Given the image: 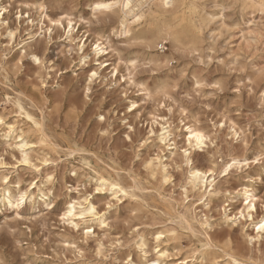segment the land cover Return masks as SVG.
Returning a JSON list of instances; mask_svg holds the SVG:
<instances>
[{
	"label": "rangeland",
	"instance_id": "374dc122",
	"mask_svg": "<svg viewBox=\"0 0 264 264\" xmlns=\"http://www.w3.org/2000/svg\"><path fill=\"white\" fill-rule=\"evenodd\" d=\"M40 1L46 2L53 21L64 18V26L67 19L73 22L77 43L83 36L93 42L102 37L110 41L111 49L95 58L89 42L84 66L63 27L53 25L50 33L46 22L45 32L25 42L26 52L19 53L21 46L9 52L7 27H0V62L7 63L13 81L6 84L0 73V114L9 123L23 124L6 99V94L20 92L45 117L59 149L58 154H49L36 146L27 165L15 141L0 128V187L6 182L13 194L22 189L36 199L27 200L19 210L0 209V264H126L128 254L141 260L142 242L149 261L166 251L158 264H225L231 252L252 264H264V234L252 240L254 224L248 217L240 218L245 190L257 198L254 223L264 216V17L256 18V39L249 44L238 33L231 41L227 36L215 41L205 34L198 51L173 48L170 63L155 65L140 41L118 32L114 14L93 10V0H0V7L6 8L3 20L11 29L18 27L22 39L31 31L30 20L38 30L41 27ZM200 3L210 7L209 0ZM169 50L163 42L153 52ZM100 63L101 78L89 84L90 71ZM115 66L118 72L113 77ZM141 82L148 86L147 92L138 86ZM162 125L171 127L173 153L161 152L151 136V130ZM189 128L208 137L205 145L189 150L191 164L216 165L221 172L220 193L208 206L194 192L185 201L189 166L183 155L189 148ZM71 149L75 155L69 154ZM157 155L163 157L168 181L152 179L147 170ZM83 156L100 167L116 169L128 181L134 178L144 188L142 193L118 202L107 190L97 192L96 180L80 163ZM231 157L246 161L222 172ZM48 173L54 174L51 183ZM49 188L54 196L40 200L41 190ZM85 198L99 216L104 215L103 224L76 219V227L64 218L67 200ZM169 201L181 213L188 201L193 202L198 219L208 221L213 245L205 259L200 258L203 249L197 239L174 218ZM224 208L237 218L236 224L224 223ZM160 231L170 232L158 240Z\"/></svg>",
	"mask_w": 264,
	"mask_h": 264
},
{
	"label": "bare ground",
	"instance_id": "6f19581e",
	"mask_svg": "<svg viewBox=\"0 0 264 264\" xmlns=\"http://www.w3.org/2000/svg\"><path fill=\"white\" fill-rule=\"evenodd\" d=\"M209 1L210 7L200 3L201 0H167V6L165 0H93L92 7L93 10L96 11L114 14L118 32L120 34L129 35L136 41H140L146 49L150 51V53L147 54L149 62L159 65L162 63H170L173 59V48H189L192 52L198 51L204 41L205 34H209L215 41L224 36H227V40L231 41V39L236 36V33L240 34V38L248 44L251 40L256 39L254 37L256 32L254 29L255 20L258 16L260 18L264 17V0ZM98 5H106L107 7H98ZM37 10L40 13L39 24L41 27H39L38 30V26L34 25L35 21L30 20L31 31L28 32V37L26 39H22L19 28L11 29L7 25V22L3 20L6 8L0 7V13H3L0 15V27H7L5 30L7 38L6 46L9 47V52L15 51L19 46H21L19 53L26 52V50H24L26 46L25 42L33 41L40 32H45L44 25L46 22L49 23V27L47 28L48 32H50L53 25L63 27L66 40L70 46L73 48L75 47L74 50L79 54L80 63L84 66L89 60V55H87L86 51L89 42L91 43V53L95 58L108 54V51L111 49L110 41L108 39L104 41L102 37L93 42L90 40L89 36H83L80 43H77V38L74 34L76 26L73 25V22L67 19V26H64V18L53 21L47 14V4L45 1L37 3ZM21 18L22 16L18 17L19 24ZM35 27L37 31L33 32ZM18 39L20 40L19 42H17ZM163 42L170 45L169 52L167 54L154 53L153 51L157 46ZM228 43L229 45L231 44V42ZM32 57L36 62L41 61L34 53H32ZM95 61L98 62V60ZM101 64L102 63L99 64L98 68H94L90 71L89 84L101 78ZM117 72L118 69L115 66L112 72L113 77L116 76ZM0 73L4 77L6 84L13 83L12 76L7 69V63L5 61L0 62ZM92 73H96V75L93 76ZM138 86L142 91L147 92L149 90L145 83L141 82ZM6 99L13 103L16 113L23 124L19 125L14 122L9 123L5 120L4 116L0 114V128L4 130L6 138L15 141L16 147L21 152L22 162L27 165L32 163L31 153L36 146L48 151L49 154H58L59 149L49 133L45 117L33 109L34 107H31L27 103L28 100L26 101V98H24L20 92L13 95L6 94ZM29 103L32 104L33 102L30 100ZM170 128V126L162 125L161 129L158 131L151 130V136H154L156 141L160 144L161 152L176 149V143L172 140L173 133ZM188 130V135L191 139L188 138L189 148L184 150L183 155L186 164L189 166L188 178L184 187L185 201L188 200V193L194 192L198 194L200 201H203V205L208 206L220 193V186L217 179L221 172L216 165L204 167L191 164V153L189 150L194 147H202L205 145L208 137L200 129L189 128ZM195 133H202L205 139L203 141L199 140ZM73 150L69 154L75 155V150ZM245 161V159L239 157H231L229 161L223 163L222 172H227L231 168L241 167ZM80 163L93 175L98 188L111 192L118 202L122 201V199H136L144 189L141 190L137 181L132 176L133 179L128 181L123 178L116 169L109 170L108 168L100 167L89 156L81 157ZM147 170L154 180L158 177L164 181H168L169 179L166 165L163 163V157L160 155H157L154 159H150L147 163ZM196 173H200V175H196ZM4 179L7 181L6 177ZM46 180L48 183H51L54 180V174L48 173L46 175ZM17 184L19 187V182ZM21 196L24 197L23 202L20 201ZM53 196V188H49L45 191L41 190L39 197L40 200L47 202L50 201ZM242 197L245 203L243 210L240 212V218L245 219L248 217L256 228L255 236L249 237L252 240L260 239L262 234H264V230L257 231V227L264 221V216L254 223L257 198L254 192L250 190H245L244 193H242ZM27 200L34 202L36 199L32 194L22 189H19L16 195L13 194L9 183L5 182L4 185L0 187V209L19 210ZM169 204L175 212L174 218L185 225V229L197 239V242L203 249L199 254L200 258L203 260L208 257V253L211 252L210 249L213 245L212 239L207 231L209 227L208 221L198 219L195 209L196 206L193 202H187V209L183 213L178 211V205L176 207L172 201H169ZM65 205L66 209L63 216L76 227L78 226L75 222L76 219L83 224L89 221L104 223V215L99 216L95 206L86 198L83 199V201L69 199L65 202ZM92 209H95V212H92ZM223 211L222 219L224 223H230L232 225L237 223L236 217L231 218L228 216L226 208H224ZM69 212H72L71 216L68 215ZM89 229H91V227H89L88 230ZM167 232L170 231L158 232L157 239L159 240L162 238ZM201 235L204 236V238H202ZM141 247V260L136 259L132 254H128L126 264H158L160 259L164 258L166 255V251H161L158 255V259L152 262L147 259V252L143 249L145 248L144 242H142ZM226 257L227 262L225 264H252L236 253H227Z\"/></svg>",
	"mask_w": 264,
	"mask_h": 264
},
{
	"label": "snow or ice",
	"instance_id": "6c2138e0",
	"mask_svg": "<svg viewBox=\"0 0 264 264\" xmlns=\"http://www.w3.org/2000/svg\"><path fill=\"white\" fill-rule=\"evenodd\" d=\"M165 4L167 6V0H165ZM98 7H107V6L106 5H104V6L98 5ZM2 14L3 13H0V15H2ZM37 63H39V61H37ZM92 75L95 76L96 73H92ZM100 118L103 119V117H100ZM195 135L201 141H203L205 139V137L203 136L202 133H195ZM189 139H191V137H189ZM196 175H200V173H196ZM99 191H101V189L97 188V192H99ZM23 199H24V197L21 196L20 201L23 202ZM17 206H19V205H17ZM92 212H95V209H92ZM68 215L71 216L72 212H69ZM261 230H264V221H262L257 227V231H261ZM89 231H90V229H89Z\"/></svg>",
	"mask_w": 264,
	"mask_h": 264
}]
</instances>
